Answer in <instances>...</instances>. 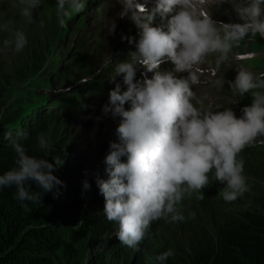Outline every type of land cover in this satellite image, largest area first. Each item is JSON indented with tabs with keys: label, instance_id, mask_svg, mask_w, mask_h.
I'll return each mask as SVG.
<instances>
[{
	"label": "clouds",
	"instance_id": "9594fccd",
	"mask_svg": "<svg viewBox=\"0 0 264 264\" xmlns=\"http://www.w3.org/2000/svg\"><path fill=\"white\" fill-rule=\"evenodd\" d=\"M86 0H57L56 16L60 27L66 18L84 10ZM121 18L130 19L139 29L138 40L127 37L135 50L116 64L109 78L108 103L101 116L118 119L116 140L109 142L105 156L107 179L97 171L95 182L104 197L103 212L109 221L118 224L116 238L135 251L147 238L153 221L164 219L179 223L186 219L182 202L193 193L202 192L214 179L224 185L220 195L233 202L249 191L244 175V161L239 154L257 141L264 144V71L255 73L239 68L229 87L240 96L251 94V105L242 108L237 117L231 108L212 111L197 107L193 86L199 83L196 66L208 56L216 64L229 61V54L246 38H264V0H213L216 6L225 3L236 13L238 22L217 21L205 8L208 0H118ZM20 14L32 22L33 10L41 0H19ZM159 17L161 23H156ZM9 31L7 24L0 26ZM112 24L110 32H114ZM125 37H122L124 39ZM23 30L12 31L3 41L5 49L22 51L27 45ZM171 61V70H160ZM152 72L136 81L137 68ZM186 73L187 75H178ZM122 77V90L117 77ZM222 86L225 81L215 82ZM195 101V103H194ZM127 105V107H126ZM17 136L27 133L8 130V140L16 153L14 166L0 174V189L15 186V198L24 210L28 203L41 202V192L30 190L35 184L42 193L58 198L64 182L55 172L65 157L51 160L29 155ZM38 148L51 152L49 138L36 136ZM126 158V159H123ZM86 171V175H87ZM91 185L83 182L85 190ZM203 199V195L198 197ZM195 214L188 213V217ZM169 249L153 258V264H165L173 256Z\"/></svg>",
	"mask_w": 264,
	"mask_h": 264
},
{
	"label": "rangeland",
	"instance_id": "374dc122",
	"mask_svg": "<svg viewBox=\"0 0 264 264\" xmlns=\"http://www.w3.org/2000/svg\"><path fill=\"white\" fill-rule=\"evenodd\" d=\"M90 2L86 0L84 10L66 18V27H60L56 16L57 0H41V6L33 10L31 23L20 14L19 0H0V26H9V31L0 28L1 116L19 115L21 104L26 99L44 105L53 96L62 100L60 96L66 93L76 96L79 103L84 98L85 102L75 113L55 116L46 122L50 131L65 136L67 140L65 157L71 173L89 179L91 187L85 202L86 220H98L101 216L102 224L105 222L109 226L104 236L90 239L93 240L89 241L91 253L97 250L113 252L111 260L115 264H153L161 244L171 241L183 249L185 241L179 223L164 219L153 221L140 250L134 252L135 257L124 261L121 256L125 246L116 238L118 224L106 218L103 212L104 197L95 182L94 173L97 171L102 179L108 178L104 159L109 151V142L117 139L115 129L119 123L111 116L102 117L99 121L96 117L101 116L103 105L108 103L109 90L114 87L109 78L114 74L116 64L124 61V57L128 58L127 40L122 37H126L129 25L118 16L122 5L111 0H100L97 6L95 2L93 6H88ZM214 16L217 21L238 22L236 13L227 3L224 4L223 13L214 11ZM113 23L115 29L110 32ZM16 29L23 30L28 41L20 52L5 49L3 45V41L9 39ZM37 57L41 58L40 62H37ZM215 61V56H208L199 64L202 68L207 66L215 71V82L225 81L222 86L215 82L210 84V91L218 95L215 97L210 93L212 105L206 109L222 111L231 108L240 117L242 108L251 105L253 97L250 93L240 96L229 87L227 81L234 80L241 67L255 73L264 71V38L259 35L246 38L233 48L228 62L217 65ZM117 81L125 90L127 86L123 84L122 77L118 76ZM89 99L93 103L85 106ZM258 146L264 148V144L257 141L241 153H248L252 147ZM244 175L249 191L233 202L224 201L225 209L236 211L248 205L253 207V198L264 192V182L246 169ZM208 186L218 191L224 188L214 179ZM200 195L201 192L186 196L181 206L185 216L192 212L207 222L208 217L198 205ZM100 229L101 226L97 227L95 233Z\"/></svg>",
	"mask_w": 264,
	"mask_h": 264
},
{
	"label": "trees",
	"instance_id": "16d2710c",
	"mask_svg": "<svg viewBox=\"0 0 264 264\" xmlns=\"http://www.w3.org/2000/svg\"><path fill=\"white\" fill-rule=\"evenodd\" d=\"M36 60L40 62L41 58ZM1 96L0 82V174L14 166L16 156L12 144L3 138L8 130H13L14 134L27 133L26 138H16L29 155L49 160L55 156L65 157V136L50 131L46 121L75 113L85 102L84 98L79 103L76 96L66 93L60 96L62 100L53 96L44 105L26 99L19 115L2 117ZM40 133L49 138L50 153L38 148L36 136ZM239 158L243 159L244 169L249 174L264 182L263 147H252L248 153H240ZM55 175L65 185L60 188L59 197L43 194L33 183L30 190L41 192L42 200L26 202L30 209L27 212L15 198V186L0 189V264H115L111 260L113 252L91 253L94 237L104 236L109 226L102 224L101 216L98 220H86L85 202L90 189L85 190L83 182L89 179L72 174L66 157ZM220 193L208 186L201 192L204 198H198L207 222L200 215L188 217V214L179 222L185 241L183 249L171 241L157 248V255L173 250L174 255L165 264H264V192L253 198V207L246 205L236 211L224 208L225 200ZM99 226L101 229L95 233ZM134 252L125 246L121 257L124 261L131 259Z\"/></svg>",
	"mask_w": 264,
	"mask_h": 264
}]
</instances>
